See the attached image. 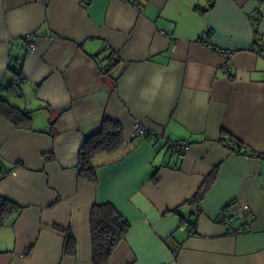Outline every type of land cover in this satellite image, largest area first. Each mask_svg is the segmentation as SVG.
I'll return each mask as SVG.
<instances>
[{"label":"crops","instance_id":"1","mask_svg":"<svg viewBox=\"0 0 264 264\" xmlns=\"http://www.w3.org/2000/svg\"><path fill=\"white\" fill-rule=\"evenodd\" d=\"M0 86L26 115L0 112V198L20 207L0 264H92L89 216L105 203L130 224L108 264H264V0H0ZM103 118L124 143L93 158L89 183L78 152ZM231 201L247 208L234 235L216 218Z\"/></svg>","mask_w":264,"mask_h":264},{"label":"trees","instance_id":"2","mask_svg":"<svg viewBox=\"0 0 264 264\" xmlns=\"http://www.w3.org/2000/svg\"><path fill=\"white\" fill-rule=\"evenodd\" d=\"M17 86L20 85L19 77H15ZM11 84L9 89H16ZM0 112L11 122L18 126L26 116L22 111L13 107L5 100L0 99ZM27 120V117H26ZM228 147L240 150L243 145L238 140H221ZM124 143L121 124L116 120L102 119L100 129L86 138L80 145L78 152L79 177L86 179L89 183L96 182V171L92 163L93 158L103 153H113L120 149ZM215 170L205 177L206 179L197 190L190 201L197 202L202 199L209 185L214 181ZM189 201V202H190ZM20 209L13 202L0 198V226L5 220ZM90 244L92 264H108L111 254L119 246L128 233L129 222L110 203L94 204L90 212ZM64 233V252L69 255L75 253L76 244L71 230L61 225L56 227Z\"/></svg>","mask_w":264,"mask_h":264},{"label":"built area","instance_id":"3","mask_svg":"<svg viewBox=\"0 0 264 264\" xmlns=\"http://www.w3.org/2000/svg\"><path fill=\"white\" fill-rule=\"evenodd\" d=\"M248 17L251 20L253 27L256 28L259 21V18L257 17L256 13L251 12ZM259 37H260V33L256 32L254 36V40H256ZM32 39H33L32 35H26V37L22 39L24 45L30 52L35 51L37 48L36 42ZM116 58H117V54L114 53L112 54L110 61L114 62ZM223 74L227 76L229 74V68L224 67ZM10 84L16 88L17 80L13 79ZM2 88L3 87L0 86V89ZM133 133L135 137L149 136V132L139 121L134 123ZM189 147H190L189 143L187 144L183 142L168 144V150L172 151L175 154L177 153L179 155L188 152ZM246 216H247V208L241 204H237L232 201L222 206L216 212V218L220 222V224L224 226L226 234H233V235L240 233L248 226Z\"/></svg>","mask_w":264,"mask_h":264}]
</instances>
